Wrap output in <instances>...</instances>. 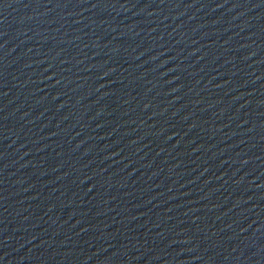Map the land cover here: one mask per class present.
<instances>
[{"label":"water","instance_id":"95a60500","mask_svg":"<svg viewBox=\"0 0 264 264\" xmlns=\"http://www.w3.org/2000/svg\"><path fill=\"white\" fill-rule=\"evenodd\" d=\"M0 264H264V0H0Z\"/></svg>","mask_w":264,"mask_h":264}]
</instances>
